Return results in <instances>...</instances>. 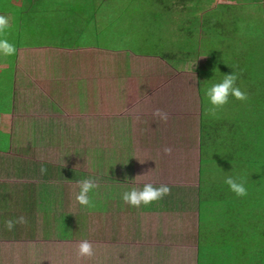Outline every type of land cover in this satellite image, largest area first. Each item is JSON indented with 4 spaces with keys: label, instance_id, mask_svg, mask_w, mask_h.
I'll return each instance as SVG.
<instances>
[{
    "label": "crops",
    "instance_id": "obj_1",
    "mask_svg": "<svg viewBox=\"0 0 264 264\" xmlns=\"http://www.w3.org/2000/svg\"><path fill=\"white\" fill-rule=\"evenodd\" d=\"M10 1L0 0V15L11 18L12 32L6 33L9 42L13 33L27 29L35 20L43 24L44 32L55 18L61 23L59 37L40 39L34 48H19L14 58L0 56V264H192L193 256L187 255L194 251L198 227L189 225V217L181 216L185 209L192 213L196 209L197 192L169 185V195L139 208L121 198L133 186L165 184L162 181L168 174L163 166H156L149 148L143 147L147 134L141 127L150 129L152 143L172 140L178 134V124L171 121L184 113L178 108L171 110L176 91L168 87L169 80L159 83V91L146 93L149 122L135 108L141 104L136 99L139 89L128 94L127 103L113 107L111 96H105L106 87L101 86L106 73L87 65L94 54L84 50L88 41L73 39L74 33L68 29L73 1L58 0L59 8L51 0L45 4L53 7H41V0H28L17 8ZM55 9L65 12H52ZM76 30L84 37L82 24ZM23 53L28 59L21 63L18 59ZM32 57L41 65L40 73L27 71L36 67L37 63L28 66ZM15 60L18 68L13 65ZM162 63L163 68H151V73H174L170 63ZM176 63L179 66L181 61ZM152 81H147L146 91L154 86ZM109 91L112 94L114 90ZM86 95L84 104L81 100ZM164 101L170 104L164 112L167 121L153 114ZM124 112L133 116L126 118ZM42 167L46 169L43 173ZM86 178L99 184L89 193L94 204L91 208L74 201L79 191L76 182ZM94 210L98 211L96 227L89 228L94 229L87 238L81 232L92 221L89 215ZM21 215L27 224L7 231L4 221ZM140 225L144 233L139 231ZM83 239L94 245L91 259H77L76 245Z\"/></svg>",
    "mask_w": 264,
    "mask_h": 264
},
{
    "label": "rangeland",
    "instance_id": "obj_2",
    "mask_svg": "<svg viewBox=\"0 0 264 264\" xmlns=\"http://www.w3.org/2000/svg\"><path fill=\"white\" fill-rule=\"evenodd\" d=\"M40 0H37L39 3ZM43 1L41 7L49 6L53 7V4H45L49 0ZM56 3V6L62 7L58 0H51ZM73 5H70L68 11H71V19L68 21V29L71 33H74L73 39H83L88 41L85 51L94 53L91 54L92 58L90 62L87 63L89 66H95V70H101V73H106V82L102 81L101 86L106 87L105 96H111V101L109 102L113 107H121L123 103L128 102V94L131 92L138 91L142 93L136 98L141 104L136 105V110L138 114L145 120L149 122V117L147 115L151 114L149 111V105L146 102V93L150 94L149 91H159L158 85L160 82H167L171 85H176L178 83L177 77L179 74L185 76L187 82L190 81V74L186 73L191 70L195 63V58L197 61L203 62L205 57V52L208 50H219V56L222 59L216 61L209 72H212L219 68V64H225L227 62L236 61V56L241 52L240 45L244 44L246 48L245 54H254V56L259 59L258 54L259 46L262 44L264 46V0H72ZM28 0H11L10 4L12 7H17L20 4H27ZM108 3V4H106ZM38 6V4H37ZM41 8L38 7V10ZM230 10L234 11L235 15L233 18L227 19L225 22L228 25H236V30H233L234 39L230 46L226 47V41L217 43V41L212 40L215 44L213 48H208L206 45H201L202 41L195 38L194 36L186 35L185 30H182L181 26L184 24H189L191 22L195 29L201 28V25L208 23V19L212 18L216 23L222 22L219 10ZM191 10H194L193 12ZM61 11L65 12L64 9H55L52 12ZM178 11L177 14H175ZM178 15L182 16L183 19L177 21ZM9 16V15H8ZM11 16V15H10ZM202 16H208L203 17ZM37 17V16H36ZM190 17V18H189ZM192 19V20H191ZM11 18L9 17V21ZM205 21V22H204ZM61 23L57 18L47 25V31H43L42 23L35 20L31 23L34 30L22 29V36L25 37L24 40L16 41L14 37L16 32L10 37V42L14 45H18L20 48H34L36 47V41L40 45V39L51 37H59V30H57L58 25ZM82 24L85 35L82 36L81 31L76 30V26ZM195 32V30H194ZM236 32V33H235ZM46 36H45V35ZM192 35V34H191ZM200 40V43H199ZM180 45H191V48H185ZM169 53H178L181 56H186L188 58L181 61L178 66L176 61L168 59ZM164 54V55H163ZM177 55V56H178ZM157 56V60L154 57ZM163 56H166L164 58ZM195 56V58L191 57ZM15 56H11L14 58ZM4 58V57H3ZM20 58L28 59V55L23 53ZM246 58V57H245ZM154 59V60H153ZM151 62V67L149 66ZM162 61L170 63L169 69L174 73H151L152 69L157 71L163 68ZM12 61H10L11 63ZM240 62V61H239ZM9 63V64H10ZM248 66H250L249 61H247ZM66 66H69V61H66ZM240 65V63L238 64ZM264 65V52L263 57L259 61V64ZM152 68V69H151ZM237 73H243L239 68L235 70ZM139 72V73H137ZM47 73H43L45 75ZM196 74V73H195ZM251 78H247L245 84L249 87H254L253 83V73ZM147 76H154L153 79ZM157 77L164 78L159 80ZM204 79V78H203ZM202 80H197L194 78V85H202ZM258 79V76H257ZM22 79L20 81H24ZM152 81L153 87L147 89V81ZM256 80V77H255ZM264 81V71L261 73L258 79V85ZM158 89V90H157ZM109 90H114L113 93ZM178 89L175 88L174 91ZM196 90V89H195ZM251 90L247 92L249 94ZM253 94V93H252ZM83 96V94H82ZM181 94H175V106L181 113L182 123H179V119L173 120V124H178V134L171 137L166 141H154L150 137V129L146 127H141L142 131L147 134V138L142 141L143 147H148L152 156L155 157L156 166L164 168V177L162 182H165L171 188L173 186H184V190H193L192 192H197L202 196L203 200L208 198L209 193L212 189L209 186H203L199 189L198 179L195 180L196 169L202 166L199 160V154L197 150H200V103L197 100L199 94H192L194 108L193 111L187 113L184 111V104L181 100ZM85 100H81L82 103H87V95ZM232 103H236L238 100L233 97H229ZM177 101V102H176ZM165 105H161L159 109L163 112L170 105L167 101H164ZM241 101L239 104H242ZM227 103L224 106H228ZM134 108V109H135ZM125 113V112H124ZM133 116L132 112H126L125 117L131 118ZM195 117V118H194ZM151 119V118H150ZM140 119L137 120L139 122ZM190 128L193 129V134L190 137ZM160 145H159V144ZM168 147L171 149L170 154L164 153V148ZM159 159L156 161V157ZM188 180V181H187ZM188 193V194H189ZM102 211L104 208H92ZM92 211L89 215V219L92 221L87 224L85 228L84 235L87 238H91V232L96 227V212ZM189 210V209H188ZM85 213V211L83 212ZM198 206L193 210V213L189 210V220L193 219L192 225L196 226L198 224ZM95 218V219H94ZM94 228L88 231L91 226ZM191 225V226H192ZM202 226V222H201ZM140 232H143L141 225L138 226ZM200 238H193V249L192 254L187 256H193V263H197V248L199 244V252L201 250V245L199 243ZM75 241H77L75 239ZM202 260V259H201ZM201 264H206L202 262Z\"/></svg>",
    "mask_w": 264,
    "mask_h": 264
},
{
    "label": "trees",
    "instance_id": "obj_3",
    "mask_svg": "<svg viewBox=\"0 0 264 264\" xmlns=\"http://www.w3.org/2000/svg\"><path fill=\"white\" fill-rule=\"evenodd\" d=\"M219 11L221 23H216L212 18H209L208 23L201 25V28L195 29V26L191 24L194 22L192 19L188 22L189 24L182 25L181 29L186 33L183 38L196 36L195 38L202 41L200 46L206 45L208 48H213L215 44L208 39H213L218 44L226 41L225 46H230L234 39L232 31L237 28L236 25L230 26L225 21L233 18L235 13L224 9ZM175 12L177 14L178 11ZM178 16L177 21L183 19L182 16ZM28 26L27 29L34 30L33 26ZM14 37L16 41L25 39L22 36V30L20 33L17 31ZM180 46L191 48V45ZM15 47L14 56L17 57L20 47L17 44ZM240 47L244 52L236 55L240 56V59L236 57L234 65L233 61L219 64V68L210 73L208 72L212 65L222 59L219 56V50L210 49L205 52L202 63L197 61L195 56H191L195 58V63L191 68L190 81L187 82L184 77L177 79L176 85L169 84L168 86L171 90L179 89L176 93L182 95L181 100L188 97L190 101L182 100L184 111L187 113L193 111L194 108L192 94L195 91L199 94L197 100L200 103L201 142L200 150L197 151L202 166L200 165L196 169L195 180L200 176L198 179L199 189L206 185L212 191L206 200H203L200 193L198 194V217H196L198 224L196 227H198L197 232L201 245V250L198 251V264L202 262L206 264H264V81L258 85L264 65H256L263 57L264 46L261 41L258 50L259 59L254 54H245L244 44ZM177 55V53H171L167 58L176 62L182 61L181 54ZM163 57L166 58V56ZM32 58L34 59L28 63L30 67L37 63L35 57ZM18 60L22 63L21 58ZM18 60L13 61V65H17L16 68H18ZM239 63L240 65H238ZM16 68L14 72H16ZM40 68L41 65L37 63L35 68L27 69V71L40 73ZM237 68L243 73H237L235 71ZM232 71L238 75L237 86L245 92L251 90L248 99L242 101V104H239L241 102L239 100L234 104L229 98V105L218 109L215 116L206 114V109L211 105L205 97L204 90L211 84L220 82L223 75L231 74ZM250 73H253L254 87H248L245 84L247 78H251L252 74ZM194 78L197 83L204 78L202 85L195 86ZM136 93L138 97L140 92ZM175 105V103L172 104V111L177 110ZM171 123L174 122L171 121ZM179 123H182L181 117ZM190 130L191 137L193 129L190 128ZM227 176L244 177L248 195L246 197L235 196L224 183ZM181 217L187 219L189 210L185 209V216ZM192 222L193 218L190 219L189 225H192Z\"/></svg>",
    "mask_w": 264,
    "mask_h": 264
},
{
    "label": "clouds",
    "instance_id": "obj_4",
    "mask_svg": "<svg viewBox=\"0 0 264 264\" xmlns=\"http://www.w3.org/2000/svg\"><path fill=\"white\" fill-rule=\"evenodd\" d=\"M10 28L9 17L0 15V56L9 57L16 53V47L13 43L9 42L6 33ZM238 75L236 72L223 75L220 82L211 84L204 90L205 97L210 108L206 109V114L215 116L218 109H221L229 102V97H233L239 101H246L248 94L242 91L237 86L236 81ZM161 120L167 121V113L162 112L160 109H156L153 113ZM139 119V117H137ZM165 154H170L171 149L164 148ZM45 168H41V172H45ZM224 183L228 186L229 190L237 197H246L248 195L247 188L245 187L246 180L244 177L234 178L227 176L224 179ZM76 187L79 189L74 195L75 203L82 207H94V204L89 196V193L93 192L99 187V184L93 178H86L76 182ZM170 187L167 184H160L159 186L153 183H144L142 187H131L122 193L121 198L124 203L131 207L139 208L141 205H150L153 202L163 199L170 194ZM27 220L25 216L21 215L15 219H6L4 221V227L7 231H12L16 225H25ZM77 259H91L95 256L94 245L87 239H83L76 245Z\"/></svg>",
    "mask_w": 264,
    "mask_h": 264
}]
</instances>
